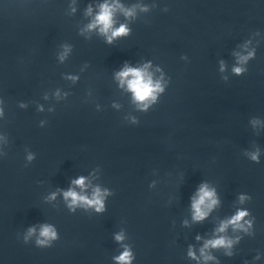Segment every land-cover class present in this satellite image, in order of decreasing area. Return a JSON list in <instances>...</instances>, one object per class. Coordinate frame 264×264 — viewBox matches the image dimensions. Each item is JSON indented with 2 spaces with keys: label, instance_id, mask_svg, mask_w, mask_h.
<instances>
[{
  "label": "water",
  "instance_id": "water-1",
  "mask_svg": "<svg viewBox=\"0 0 264 264\" xmlns=\"http://www.w3.org/2000/svg\"><path fill=\"white\" fill-rule=\"evenodd\" d=\"M128 68L159 83L155 100L135 98ZM202 186L216 203L198 220ZM97 189L100 211L64 195ZM44 226L56 236L40 245ZM125 250L130 264H264V0H0V264Z\"/></svg>",
  "mask_w": 264,
  "mask_h": 264
},
{
  "label": "clouds",
  "instance_id": "clouds-1",
  "mask_svg": "<svg viewBox=\"0 0 264 264\" xmlns=\"http://www.w3.org/2000/svg\"><path fill=\"white\" fill-rule=\"evenodd\" d=\"M126 14L130 15L131 13L128 12ZM111 16H112V8L108 5H103L102 11L96 17V21H95L96 24L103 25V27L101 28L102 32H107L109 30V28L111 27V24H112ZM94 26H95V24L89 25L90 28L94 27ZM126 31H127L126 28L124 26H121L119 29H117L116 31H114L112 33V36L125 34ZM109 41H111V37H109ZM251 55H252V53H249V56H251ZM246 59H247V57H241L242 62L245 61ZM234 71L239 74L242 71V69L241 68H235ZM119 75L122 78H126L129 75H131L133 77L131 80L128 81V87L131 91H133L135 98L138 101H145L146 99H149V98H151L152 100H155V93L157 91H162L159 83L153 84L150 77L145 79V74L141 70L128 68V69L122 71ZM252 159L256 160L257 156L254 154L252 156ZM75 183L80 185L81 187H83L84 179L80 178V179L76 180ZM64 195H65V198L71 197L72 202L74 204L77 201H82V202L89 204V205H96L97 211H100L103 207L102 201L100 198L99 189H97L95 191L93 198L91 200H89L87 197H84V196H78L77 193H75L74 191H71V190L66 192ZM213 195H214L213 192L209 191L206 186L201 187L200 193H199V199L195 200L193 202V208L195 210L194 219H198V220L203 219L204 216L206 215V213L201 211V205H203L205 203V200H211L212 204L216 203V201L214 199H212ZM241 199L243 200L244 198L241 197ZM245 215H247L246 212L240 211V212H238V214L236 216H234L232 218V220L228 221L227 223H230L233 225H238V222ZM225 227H227V224H223L220 227L219 231L223 232ZM40 235H41V237L45 238V239L37 241V243L40 245L45 244L47 242V240H49V239H54L56 236L55 232L49 226H44L41 230ZM116 239L119 241L122 239V236L118 235L116 237ZM209 245L212 247H219V246L230 247L231 241H226L225 239L221 238V239H217V240L207 242L205 247L207 248ZM190 255H191V253H190ZM131 258H132L131 253L128 250H125V252L122 255H120L119 257H117L116 259L118 260L119 264H130Z\"/></svg>",
  "mask_w": 264,
  "mask_h": 264
}]
</instances>
